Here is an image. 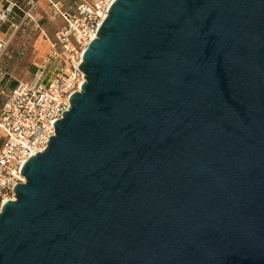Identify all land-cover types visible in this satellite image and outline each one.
Here are the masks:
<instances>
[{
	"label": "water",
	"instance_id": "water-1",
	"mask_svg": "<svg viewBox=\"0 0 264 264\" xmlns=\"http://www.w3.org/2000/svg\"><path fill=\"white\" fill-rule=\"evenodd\" d=\"M78 69L0 264H264V0H115Z\"/></svg>",
	"mask_w": 264,
	"mask_h": 264
},
{
	"label": "built area",
	"instance_id": "built-area-1",
	"mask_svg": "<svg viewBox=\"0 0 264 264\" xmlns=\"http://www.w3.org/2000/svg\"><path fill=\"white\" fill-rule=\"evenodd\" d=\"M62 25L48 39L49 50L37 68L31 83L18 81L0 106V130L4 139L0 147V211L6 201L14 200V187L24 183L20 174L25 161L47 147L54 135L53 123L69 109L70 96L80 91L84 83L78 69L88 43L115 0H73L70 9L62 8V0H48ZM37 1H31L23 11V22H29ZM14 5L0 11L5 21ZM7 42L0 37V55ZM64 54V58L60 56ZM58 59L52 76L45 81L44 63Z\"/></svg>",
	"mask_w": 264,
	"mask_h": 264
},
{
	"label": "rangeland",
	"instance_id": "rangeland-1",
	"mask_svg": "<svg viewBox=\"0 0 264 264\" xmlns=\"http://www.w3.org/2000/svg\"><path fill=\"white\" fill-rule=\"evenodd\" d=\"M21 3L20 1H18ZM72 0H63L62 6L65 9H70L72 6ZM14 22L18 23L20 18V13L16 12ZM34 21L27 25H21L10 40L9 48L13 51V54L17 52V56L12 58L14 64L9 65L8 63L2 64V70L5 73L4 79L10 81L11 85L16 84L17 81L28 82L32 80L34 75V62L38 63L39 59L35 58L33 53L32 45L35 39L43 31L48 38L52 39L54 37V31L62 25V21L54 12L49 11L48 8L40 3L33 11ZM10 34V32H8ZM20 52L24 53V58L22 62H19L21 55ZM64 58V54H61ZM58 59L49 60L44 63L45 65V75L43 79L47 81L51 76L55 66L58 63Z\"/></svg>",
	"mask_w": 264,
	"mask_h": 264
},
{
	"label": "crops",
	"instance_id": "crops-1",
	"mask_svg": "<svg viewBox=\"0 0 264 264\" xmlns=\"http://www.w3.org/2000/svg\"><path fill=\"white\" fill-rule=\"evenodd\" d=\"M18 1H20L21 3H19ZM31 1H37L35 6L33 7L32 12H31L32 18L29 22H23V11L27 9V7L29 6V3ZM62 2H63V0H62ZM72 2H73V0H72ZM40 3H43L44 6L49 9V11L53 12L49 6L48 0H0V11L2 9L6 8L8 5H14V7H13L12 11L10 12L9 16L7 17V19L5 21H0V37H3L7 42L6 49L0 55V106L2 105L4 100L6 99L7 95L16 86V84L11 85L10 81L4 79L5 73L2 70L3 69L2 64H4V63H8L9 65L14 64V62H12V58L17 56V52L15 54H13V51L9 48L10 40L21 25H27L30 22H33L35 20L33 17V15H34L33 11ZM62 8H63V6H62ZM63 9H65V8H63ZM16 12L20 13V18H19L18 23L14 22L15 17L17 16ZM8 32H10V34H8ZM48 39H50V38H48V36L42 31L41 34L37 37V39H35V42L32 45L35 58H38L39 62L33 63L34 68H35L34 69L35 72H34V75L32 77V80L28 81L27 83H31L34 81L37 68L42 64L44 56L48 53V50H49V43L47 41ZM52 39H50V40H52ZM19 54L21 55V57L19 58V62H22L23 58H24L23 57L24 53L20 52ZM22 82H24V81H22ZM3 139H4V135H3V132L0 130V147L3 143Z\"/></svg>",
	"mask_w": 264,
	"mask_h": 264
}]
</instances>
